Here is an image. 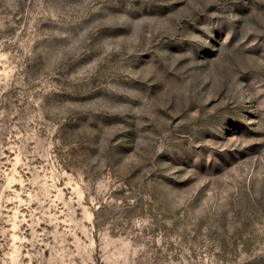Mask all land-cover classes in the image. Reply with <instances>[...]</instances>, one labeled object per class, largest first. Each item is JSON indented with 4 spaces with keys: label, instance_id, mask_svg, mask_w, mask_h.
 I'll return each mask as SVG.
<instances>
[{
    "label": "rangeland",
    "instance_id": "374dc122",
    "mask_svg": "<svg viewBox=\"0 0 264 264\" xmlns=\"http://www.w3.org/2000/svg\"><path fill=\"white\" fill-rule=\"evenodd\" d=\"M0 264H264V0H0Z\"/></svg>",
    "mask_w": 264,
    "mask_h": 264
}]
</instances>
